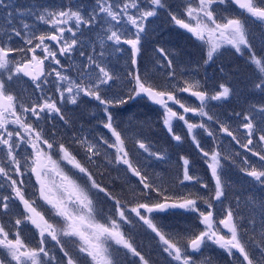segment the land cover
<instances>
[{"label": "snow or ice", "instance_id": "6c2138e0", "mask_svg": "<svg viewBox=\"0 0 264 264\" xmlns=\"http://www.w3.org/2000/svg\"><path fill=\"white\" fill-rule=\"evenodd\" d=\"M230 6L238 10L236 15H223ZM182 8L177 14L167 0H94L91 6L68 0L58 7L0 0L4 13L0 22V218L8 217L6 222L0 219V264H122L117 255L120 250L126 258L130 254L128 264H150L125 229L136 224L154 234L169 264H197L194 254H202L209 243L238 259L239 264H264V164L257 168L246 156L240 171L251 178L258 192L248 195L243 208L237 196L234 206L216 212V202L222 205L226 198L222 160L228 157L216 147L205 149L197 138V130H203L215 141L216 131L206 123L210 121L220 133L264 162V148L254 150L257 144L264 145V44L257 50L248 27L249 20L264 24V0H184ZM161 10L170 24L201 43L205 65L214 62L225 47L246 58L253 73L250 89L261 99L246 111L232 113L239 120L236 130L205 110L209 101L229 99L233 93L229 85L219 83L209 89L199 80L177 79L172 55L164 47L154 51L160 67L169 70L166 79L156 82L141 74L142 40ZM85 30L94 33L95 39L86 37ZM77 52L85 60L73 78L61 58H71ZM125 53L132 69L127 74L128 91L109 98L106 93L112 91L117 77L108 66V58ZM219 71L224 73L225 69L220 67ZM25 77L31 81L34 98L26 99L14 87ZM183 93L195 97L199 106L186 104ZM81 97L102 106V127L111 139L100 137L97 143L73 134L69 143L56 138L54 124L52 129L41 126L58 119L70 128L72 121L62 106L76 105ZM137 98L159 106L162 123L177 143L184 137L176 134L173 122L186 126L187 135L204 158L213 187L193 174L192 162L185 156L180 157V184H199L205 195L170 194L149 176L144 164L134 162L111 109ZM173 105L182 111L174 110ZM189 113L200 117V122H191ZM135 144L146 158L166 161L163 152L152 150L144 140L137 139ZM101 146L113 151L102 153ZM101 157L106 166L122 165L126 173L137 178L138 189H132L131 199L123 190L116 192L114 184L103 182L98 163ZM101 194L111 204L108 213L98 207ZM12 204L20 208L18 213L13 214ZM178 211L196 214L203 228L183 233L163 230L158 222L160 214ZM26 230H34L35 246L25 238ZM65 240L76 246L75 251L65 247ZM49 241L59 248V259L49 251Z\"/></svg>", "mask_w": 264, "mask_h": 264}, {"label": "trees", "instance_id": "16d2710c", "mask_svg": "<svg viewBox=\"0 0 264 264\" xmlns=\"http://www.w3.org/2000/svg\"><path fill=\"white\" fill-rule=\"evenodd\" d=\"M13 0L14 3L18 5H27L29 3H40L43 5H48L52 7H58L61 4L67 3L68 0ZM81 3L86 6H91L94 0H73V3ZM172 2H181V0H167L168 5L174 10ZM233 8V6H230ZM176 11V10H175ZM259 30V29H256ZM90 33L85 30V35ZM145 42L142 44L141 59L139 64V69L141 74H148L155 78L156 82H162L166 79L167 68H161L158 63L159 57L155 53L154 49L156 47H164L168 50L173 58L175 71L177 73V79H197L202 83H206L209 89H214L219 83H225L233 89L232 95L229 99L224 101H209L206 107V111L209 114L217 117L220 121L230 123L233 130H236L239 124V120L232 117L233 112L246 111L250 104L255 103L261 99V97L254 93L249 86V81L253 75L250 66L246 63V58H240L236 56L230 48L226 47L221 49V53L217 56L214 62L205 65L203 62V56L205 49L201 46V43L192 37L183 29L173 26L167 21V14L164 10H161L160 16L158 18H153L151 23L148 25V35L144 38ZM254 43V42H253ZM255 44V43H254ZM257 50L260 46L255 44ZM126 47V46H125ZM86 51H91V49H86ZM108 66L110 70L114 72L117 79L112 83V91L106 93L109 98L113 93L128 91V72L131 71L130 62H128L127 53L117 54L108 58ZM122 67V68H120ZM220 67L225 69L224 73L219 71ZM119 68V69H118ZM125 71L123 75L122 72ZM127 71V72H126ZM183 74V75H181ZM123 76V77H122ZM183 97V96H182ZM188 101L195 102V107L199 104L195 100L186 97ZM184 99V97H183ZM87 117L90 120L96 121V127H92L93 123L89 125L91 129L90 139L93 142H99V124L101 119L97 117V112L102 109V106L98 102L86 98L84 100ZM83 103V100H82ZM80 107V105H79ZM179 107V106H178ZM75 110L78 106L74 107ZM182 111L181 109H179ZM114 118H117L116 124L119 125V130L126 137V146L130 151V155L133 157L134 162L139 160L142 164L146 166V171L149 176L156 181L158 185H162L164 188L169 190L170 194H187L189 192L205 195V191L201 189L199 184L194 182H185L184 185L180 184V179H182V161L181 156L187 157L192 162L193 174L198 176L202 182L209 184V188L213 187V181L211 179L210 173L207 171V167L204 164V158L199 154L195 145L192 143L191 138L187 135L186 126L181 121H175L174 128L176 134L184 137L183 141L177 143L172 140L171 136L164 127L161 119L162 110L158 105L152 104L146 98H137L136 100L130 101L128 104L111 109ZM201 118L198 117V122ZM181 123V124H179ZM215 131L216 139L213 141L212 138L208 137L203 130H197L200 134L198 139L205 149L209 147H216L217 150L221 151L222 155L228 157V159L222 160L223 165V175L222 179L226 184V198L223 200V204L216 202V212H223V207H228L229 205H235L236 197H240L241 205L243 208L244 201L248 195L258 189L253 188L251 178L246 177L241 171L243 167V160L247 156L252 164L260 163L259 158L252 156L251 153L246 152L240 147L235 141H232L230 137H225L224 134L218 131V126L214 125L210 121H206ZM240 135V133H237ZM105 136L111 139L110 134L105 132ZM137 139H142L147 142L152 150L163 152L167 159L166 161H156L153 158H146V154L142 150L138 149L135 144ZM241 142L244 140L241 137ZM77 147V146H75ZM74 147V148H75ZM264 148V145L257 144L255 146V151H260ZM112 152L111 149H105L101 146V152ZM80 150V154H82ZM100 164L99 171L103 173L102 180L105 184L109 186L115 185V191L121 192L122 190L128 194L129 199H131L132 189H138L137 178L133 177L131 173H126L124 171V166L122 165H105V160L103 157L98 161ZM95 171V166H93ZM101 179V177H97ZM197 193L195 192L196 190ZM31 190V189H29ZM98 207L104 209L105 213H108L111 208L110 203H106L103 199L102 194L98 198ZM205 207L201 204V208ZM159 224L162 226L163 230L167 232H198L203 228L199 224L197 215L194 213L178 211L175 214H160ZM28 229L31 227L28 226ZM126 230L130 231L136 246L142 252L146 259L149 260L150 264H169V258L166 254L162 253L160 245L157 240L154 239V234L150 230L146 229V226L141 224H136L134 227L129 228L125 226ZM32 231L26 230L24 233L25 238L28 242L35 246L36 240L32 239ZM252 233L249 230L248 236L251 237ZM256 239L259 240V232H257ZM65 247L70 251H75L76 246H71L68 244L67 240L64 241ZM49 251L57 255L59 259L60 253L59 248L55 246V242L49 241ZM205 252V251H204ZM214 258L211 264H228L229 260L226 257H222L225 251L213 248ZM122 264H128L131 258L130 254L126 258L124 256V250H120L117 253ZM197 255V254H195ZM204 263L207 260H203Z\"/></svg>", "mask_w": 264, "mask_h": 264}, {"label": "flooded vegetation", "instance_id": "af4514ba", "mask_svg": "<svg viewBox=\"0 0 264 264\" xmlns=\"http://www.w3.org/2000/svg\"><path fill=\"white\" fill-rule=\"evenodd\" d=\"M234 9H236L233 6ZM238 11V10H237ZM251 24V26L253 27V29H259V28H264V24H260L257 21L251 20L250 22H248ZM41 29L43 30L45 28V26L41 25L40 26ZM145 39L142 40V44H144ZM20 46V45H18ZM62 59V63H64L65 68L67 70V74L68 73V69L71 66H78L81 65L83 63L82 61V57L79 56V53H74L72 54L71 58H61ZM79 68H77L78 70ZM76 70V72H77ZM154 80L155 78L152 77ZM15 89H17V91L21 92V94L27 99L28 97H33V87L31 84V81L25 77L23 78L19 84L14 86ZM49 88H51V85H49ZM108 93V92H107ZM49 95H51L52 93L49 91L48 92ZM107 95V94H106ZM34 98V97H33ZM83 100V103H82ZM86 97H81L80 102L76 105H71V104H66L63 105L62 107L64 108L65 111V115L72 121V126L70 128L66 127L63 125V122L59 121L58 119L56 120H50L47 123H42L41 126L48 128V129H52L53 124L55 125L54 131L56 132V138L57 139H63L69 143H71L72 138H73V134H75L76 136H87L90 139V135H91V129H89V125L91 124L90 122L93 123L92 127H96V121L95 120H90L87 117V111L85 109V107H83L82 104L85 105V101ZM194 101V100H193ZM196 101V100H195ZM198 102V101H196ZM199 104V102H198ZM80 105V107H79ZM78 106V109L75 110L74 107ZM86 106V105H85ZM87 108V106H86ZM97 117H99L101 119V121H103L105 119L104 117V113L102 111V109L99 110V112H97ZM115 119V123L117 122V118ZM99 126V133L102 132L100 134L101 137L107 138L105 136V132L107 133V129H104L102 127V123L100 122ZM109 133V132H108ZM110 134V133H109ZM111 137V134H110ZM76 145H73V147H75ZM84 155V153L82 152V154H80V156L82 157ZM79 158V157H78ZM34 181V177L31 178ZM16 205V204H15ZM13 208V207H12ZM14 211V208L12 209V212ZM16 211L19 212L20 209L16 206ZM16 213V212H15ZM29 227H31V225H28ZM222 257H227L226 254H224ZM214 258L213 254H209L207 255V252L203 250L202 254H197L195 255V259L197 262V264H201V262L204 263L203 260H210L212 261V259ZM229 260L228 264H239L238 259H233L231 257L227 258ZM202 263V264H203Z\"/></svg>", "mask_w": 264, "mask_h": 264}, {"label": "rangeland", "instance_id": "374dc122", "mask_svg": "<svg viewBox=\"0 0 264 264\" xmlns=\"http://www.w3.org/2000/svg\"><path fill=\"white\" fill-rule=\"evenodd\" d=\"M46 1L45 0H42V3H45ZM183 2H184V0H181V2H178V3H176V2H172V4H173V7L175 6V8H174V11L175 12H177V14H179V12H181L182 10H183V8H182V5H183ZM47 5V4H46ZM48 6V5H47ZM52 7V6H51ZM173 10V9H172ZM236 12H237V9H234V8H232V7H229V9H228V11H226V12H223L222 11V14L223 15H225V16H234V15H236ZM3 15H4V13H3V10H0V22H3ZM251 20H249L248 22H250ZM248 27H249V30H250V32H251V36L254 38L253 39V42L257 45V46H260V45H262V44H264V28H259V30H256V29H253V27L251 26V24L250 23H248ZM86 37H88L89 39H95V34L94 33H90V34H88V35H86ZM16 45L18 46V45H20V41H16ZM98 46V45H97ZM226 48V47H225ZM224 48V49H225ZM87 49H89V48H87ZM114 55H117V54H114ZM83 59H82V61L84 62V60H85V58L84 57H82ZM77 68H80V65H78V66H76V67H74V66H71V67H69V69H68V73H69V75H71L73 78H76V76H77V74H78V72H76V70H77ZM120 68H122V67H120ZM119 69V68H118ZM127 72V71H126ZM122 74L124 75L125 74V71L124 72H122ZM123 77V76H122ZM193 80H197V79H194L193 78ZM17 90V89H16ZM181 96H183L184 97V99H183V101L186 103V104H188V105H190V106H193V107H195V105H194V103L193 102H190V101H188L187 100V98L186 97H188L189 96V94H187V93H183V94H181ZM173 108H174V110H177V111H180L179 110V107H178V105H173ZM188 118L190 119V121L191 122H197L198 123V116H194V115H192L191 113H189L188 114ZM173 123H175V121L173 122ZM179 124H181V123H179ZM182 125V124H181ZM175 126V125H174ZM174 130H175V128H174ZM225 137H227L226 135H225ZM260 162V161H259ZM262 164H264V162H260V163H255V164H253V165H255L257 168H259V167H261V165ZM224 181V180H223ZM197 191H199L198 189L195 191L196 193H197ZM2 194H7V192H3ZM14 208V211H13V214H15V212L16 213H18L17 211H16V205L15 204H12L11 205V209H13ZM226 207H223V209H225ZM20 209V208H19ZM0 219H2L4 222H6L7 220H8V217H2V218H0ZM217 219H219V216H217ZM225 231V230H224ZM67 242H68V244H71V246L72 247H74V244H72L70 241H68L67 240ZM213 248H217V249H220V248H218L217 246H215V245H213V244H211V243H209L203 250L204 251H206L207 252V255H209V254H213ZM221 251H224V250H222V249H220ZM225 254H226V252H225ZM195 255V254H194ZM227 255V254H226ZM226 258H229V256L227 255V257ZM208 261V260H207ZM198 262V261H197ZM203 262H201V264H202ZM203 264H206V262L205 263H203Z\"/></svg>", "mask_w": 264, "mask_h": 264}, {"label": "water", "instance_id": "95a60500", "mask_svg": "<svg viewBox=\"0 0 264 264\" xmlns=\"http://www.w3.org/2000/svg\"><path fill=\"white\" fill-rule=\"evenodd\" d=\"M192 97V96H191ZM193 99L195 98V97H192ZM196 99V98H195ZM199 102V101H198Z\"/></svg>", "mask_w": 264, "mask_h": 264}]
</instances>
